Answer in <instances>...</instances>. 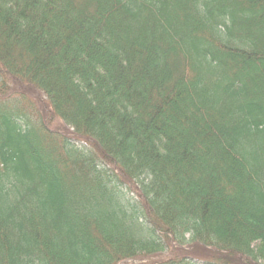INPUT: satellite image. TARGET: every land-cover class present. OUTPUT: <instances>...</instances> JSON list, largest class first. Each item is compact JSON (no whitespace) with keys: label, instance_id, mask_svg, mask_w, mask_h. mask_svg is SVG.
Instances as JSON below:
<instances>
[{"label":"trees","instance_id":"obj_1","mask_svg":"<svg viewBox=\"0 0 264 264\" xmlns=\"http://www.w3.org/2000/svg\"><path fill=\"white\" fill-rule=\"evenodd\" d=\"M185 246L264 264V0H0V264Z\"/></svg>","mask_w":264,"mask_h":264},{"label":"rangeland","instance_id":"obj_2","mask_svg":"<svg viewBox=\"0 0 264 264\" xmlns=\"http://www.w3.org/2000/svg\"><path fill=\"white\" fill-rule=\"evenodd\" d=\"M39 99L41 100L42 97L39 98ZM40 100H38V101H40ZM24 105H29V102L25 101ZM72 130H73L72 128L69 129L68 127H65V126H62V129H61V131L64 132L65 134H67V136L72 137V138L73 137L76 138L73 134H71ZM187 250H189V248ZM193 250H194L193 252L196 253V254H192V255L198 257L201 260L206 257L207 252H205V251H208V250H205V249H202V248H194ZM141 256H144V254L141 255ZM168 256H169V252L153 253L152 256H147V257H143V258H139L138 257V258H135V259H129V260H126V261L121 262L119 264H147V263H150V262L152 263V262L162 261V259H165ZM199 264H203V263H199Z\"/></svg>","mask_w":264,"mask_h":264}]
</instances>
